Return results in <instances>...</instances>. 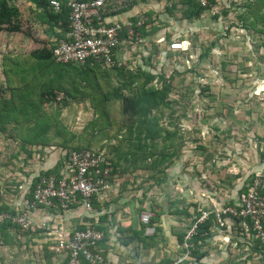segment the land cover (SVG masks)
<instances>
[{"label": "crops", "instance_id": "crops-1", "mask_svg": "<svg viewBox=\"0 0 264 264\" xmlns=\"http://www.w3.org/2000/svg\"><path fill=\"white\" fill-rule=\"evenodd\" d=\"M186 10L187 5L183 0H136L126 12L112 17V20L138 19L140 15H147L150 21L142 32L144 42L120 45L118 58L123 61L122 67L133 72L145 70L153 73L156 76L153 84L169 86V95L173 93V76L167 77L165 74L168 65L172 66L171 74H184L187 81L191 82L193 76L200 78L199 85L188 84L192 86L190 91L196 101L192 100L187 105L176 99L171 102L168 95L167 105L163 111L157 112L160 114V124L176 131L177 140L182 141L179 156L161 178L158 175L153 177L152 172L142 168H116L110 185L94 197L90 210L79 204L67 210L59 206H39L31 210L36 223L45 224L44 229L37 230L39 235L43 234L38 236L42 238V247L51 251L49 260H45L44 264H64L65 255L51 249L54 240L59 238L60 230L70 232L86 224H95L104 231L103 248L109 264H169L184 253L179 236L188 230L197 209L215 210L238 205L244 187L253 175H264V101L254 104L255 99H249L251 103L246 105H250L252 110L247 112L238 111L242 106L238 105L237 99L234 111L229 112L225 111L228 108L222 102L205 101L202 98L209 96L201 95L212 92L213 87L218 86L210 79L221 73L223 84L234 87L236 96L248 92L247 86L254 83L249 97L258 98L256 95L264 89V72L260 75L259 69H254L240 74L237 69L227 71L209 66L210 51L202 55L209 47H203L204 51L200 52V43L208 42L204 33L212 29L225 31V26L220 18H215L216 10L207 11L195 19L185 17ZM238 29L246 33L252 27L245 28L241 21ZM247 39H251V48L257 51L258 47L251 36ZM174 40L182 41L184 48L171 49L170 43ZM222 50L219 49L220 52ZM197 52H200V56H197ZM250 54L254 55L252 50ZM238 58V67L243 62L246 67L251 64V60L247 59L246 62L244 56ZM261 64L264 66V62ZM112 73L117 83L125 79L123 74ZM231 74L235 77L240 74L241 87L238 88V79L237 82L227 81V76ZM246 75L251 76V81L244 79ZM258 76L262 79L258 80ZM167 108L170 112H166ZM122 132L125 133V130L115 133L112 144L124 137ZM60 159L59 151H48L44 161L38 163L36 168H53ZM66 168L67 160L64 159L61 175ZM145 211L158 219L153 233L146 232V224L141 220V214ZM231 224L227 229L212 228L201 247L206 255L200 264H233L238 260V241L245 238L238 235L234 222ZM194 261L190 255L179 264H196ZM254 263L258 262L254 260Z\"/></svg>", "mask_w": 264, "mask_h": 264}, {"label": "trees", "instance_id": "trees-1", "mask_svg": "<svg viewBox=\"0 0 264 264\" xmlns=\"http://www.w3.org/2000/svg\"><path fill=\"white\" fill-rule=\"evenodd\" d=\"M60 1L62 2L60 10L54 9L50 5V0H41L40 9L31 8L34 23L44 27L48 40L43 42L42 46H37L24 54L26 56L24 60L20 57L4 59L6 86L0 84V133L9 132L7 139L15 142L12 156L19 158L23 155L24 161L31 166L34 160L42 163L48 151L50 153L60 150L61 153V159L53 168H38L32 177H29L28 173L26 181L29 185L21 196L24 202L33 199L36 186L42 178L51 174L57 178L61 176L62 162L68 159L73 150L91 149L97 153H104L111 162L112 175L116 168H142L152 172L153 177L158 175L161 178L165 175L167 167L179 156L182 147V141L177 140V132L160 124V114L157 112L163 111V107L167 105L170 87L166 84L163 87L153 84L156 78L153 73L145 70L133 72L122 66L103 67L90 62L85 65L56 62L53 48L69 29L67 6L69 0ZM183 1L187 5L185 17L189 19L221 8L214 13L215 18L219 19L222 12L228 14L232 10L231 0H209L207 6H202L197 0ZM238 5L237 10L241 11L237 13V17L243 22L244 27H252L254 32L264 36V0H246ZM133 20H137V17ZM149 22L147 19L139 28L141 32ZM231 25L238 28V21L231 22ZM33 27L32 23L26 24L23 20L20 4L14 0H1L0 32L23 33L38 41ZM209 51L210 47L202 52V55H207ZM112 72L123 74L125 79L119 83L115 82ZM81 100L88 101L98 115L94 122L101 121V118L107 121L104 124L98 122L100 125L92 122L93 127L100 126L101 130H106L117 125L118 131L125 130L120 141L115 145L112 143L107 145L108 151L103 152L104 146L101 149H94L95 145L91 141L83 145L76 144L74 142L76 133L70 131L67 124L63 123L62 112L70 103ZM113 101L116 103V110L119 104V113L116 117L111 114ZM21 189L23 190L21 184L15 181L0 184V212L15 213L19 209L12 203L13 196L8 197V201L4 194L11 191L18 193L22 191ZM246 189L247 186L244 187V191ZM152 207L157 210L154 204ZM25 209L26 207H22L19 210ZM31 210L33 208H29L30 212ZM194 214L199 216L201 210L197 209ZM157 220V217H152L151 225L155 226ZM194 220L193 218L192 223ZM231 222L237 226L238 235L245 238L238 241L240 254L238 253V260L233 264H255L254 260L258 262L257 264H264V243L255 235V230L244 232L239 218L234 220L228 218L229 224L220 227L214 214L198 225L197 232L191 240L193 244L191 257L195 259L196 264L202 263L201 260L206 255V251H202L201 247L210 236L212 228L216 226L227 229ZM84 227L79 226L78 229ZM36 230L39 231L35 228L21 231L12 223H1L0 243L12 245L20 234L28 235ZM185 234L186 231L179 236L181 243ZM245 246H248V249ZM64 261L66 264L67 259Z\"/></svg>", "mask_w": 264, "mask_h": 264}, {"label": "built area", "instance_id": "built-area-1", "mask_svg": "<svg viewBox=\"0 0 264 264\" xmlns=\"http://www.w3.org/2000/svg\"><path fill=\"white\" fill-rule=\"evenodd\" d=\"M136 0H69V29L59 38L53 48L56 62L85 65L87 63L100 64L103 67L122 66L123 61L118 58V50L122 43H142L144 38L139 29L148 19L147 15H140L137 20L131 17L115 19L112 17L126 12ZM202 6H207L209 0H197ZM50 5L60 10V0H50ZM173 50H182V41L174 40L170 43ZM262 161L264 163V146L262 147ZM111 162L104 153H97L91 149L73 150L67 159V169L60 177L49 175L42 178L34 191L33 199L27 202H16L15 213L0 212V224L9 222L18 226L21 231L32 228L42 230L44 223L37 224L30 219L29 208L39 206H59L69 209L73 205H83L90 210L93 199L104 191L112 177ZM264 175L258 173L247 184V189L241 195L238 205H227L215 210L200 209L199 216L194 215V223L186 231L182 242L183 254L179 259L169 264H179L192 253V238L197 227L214 214L217 224L222 227L228 225V218L241 219L244 232L255 230L264 243ZM41 204V205H40ZM152 213L145 211L141 220L146 224V232L153 233L151 225ZM105 238L104 231L95 224H86L84 228L73 231H59V238L54 240L51 249L57 254H64L66 264H109L105 249L101 242Z\"/></svg>", "mask_w": 264, "mask_h": 264}, {"label": "rangeland", "instance_id": "rangeland-1", "mask_svg": "<svg viewBox=\"0 0 264 264\" xmlns=\"http://www.w3.org/2000/svg\"><path fill=\"white\" fill-rule=\"evenodd\" d=\"M16 3L20 4L21 10H22V17L23 20L26 22V24L32 23L34 25L33 32H35V37L38 41H35L34 38L27 36L23 33H9V32H0V84L3 86H6V75L4 73V59L6 57H9L11 59L22 58L21 60H24L26 56L24 54H27L31 49L42 46L43 42L48 40V35L44 31V27L34 23V15L32 14V9L35 7V5L29 1V0H14ZM246 0H231V8L232 10L226 14L224 12L221 13L220 21L225 26V31H220L217 29L216 31L212 29L209 32L204 33L206 35V38H208V42L201 41L200 45H202V48L200 52L204 51L203 47L206 48V46L210 47V54L209 57L211 58V61L209 62V66L212 68H218L219 70H235L239 71L240 74L245 72H252L251 70L259 69L258 74H262L264 72V66L261 62H264V36L261 34L253 32L252 29L246 30V33H243L240 29L235 28L233 25H231V22L238 21L241 22V20L237 17L238 13V4L241 2H245ZM220 9H216L218 12ZM243 10V9H242ZM241 9H239L240 13ZM229 27V28H228ZM205 35H202L203 38H205ZM254 40L256 43V46L258 47L257 51H254L252 49L250 43L251 39L248 40L247 37H250ZM225 37V38H224ZM221 38V40H220ZM220 40V42H219ZM214 41V42H213ZM42 42V43H41ZM211 46L209 43H211ZM214 48V49H213ZM213 49V50H212ZM222 50L221 52L219 51ZM251 50L253 51L254 55H251ZM200 52H197V56H200ZM223 52V53H222ZM226 53V54H225ZM224 54V55H223ZM244 56L245 61L250 59L251 64L249 66H245V63H242V66L238 67V57ZM25 56V57H24ZM248 60L246 62H248ZM10 63V61H7ZM206 67V66H205ZM239 68V69H238ZM243 69V70H241ZM242 71V72H241ZM172 72V66L168 65L165 68V74L167 77L172 75L171 82L173 83V93L169 95V99L171 102L173 100H180L181 103H184L187 105L188 102L196 99L192 98V86L188 84L195 83V85H199L197 76H193V79L191 82L187 81L186 75H173ZM185 73V72H184ZM239 74V76H240ZM246 74V73H244ZM239 76L235 77L233 74L230 76H227V81L232 80L233 82H237L238 79V88L241 87L242 83L240 82ZM244 79L250 80V75H246ZM180 77L182 78L180 81ZM243 78V77H242ZM224 77L220 74H218L215 78L210 79L213 82H216L218 86L213 87L212 92H207L201 95L209 96L208 98H202L205 101L210 100L212 101H219L225 104L227 106L229 112H233V106L234 102L238 99V105L242 106L241 108H237L238 111H247L250 112L251 106L246 105L250 104L251 101L249 99L254 100V104H260L261 101L264 100V89L262 91H259L260 93L258 98H251L249 97V90L253 87L254 83L249 84L247 86L248 92L245 93H238L237 96L234 92H236L234 87H230L223 84ZM226 79V78H225ZM258 80L262 79V77L258 76ZM161 84V83H160ZM197 94H195L196 96ZM210 96H212L210 98ZM263 98V99H262ZM115 101L111 102L113 105L111 106V114L112 116H117L119 113V104L117 110L115 109ZM227 104V105H226ZM182 106V104H181ZM180 106V107H181ZM185 107V106H184ZM174 106V110H175ZM49 110H51L49 108ZM257 111V109H254ZM259 110V109H258ZM166 112H170V109L167 108ZM229 115V113H228ZM98 115L94 112L92 106L90 103L86 100L77 101L71 104L70 107L66 108L61 114V119L64 124H67L70 131H73L76 133L77 137L75 138L74 142L79 145L87 144L88 142L94 143V149H101L103 147V152H106L109 150L107 145H110V143L113 140V137H115V133H117L118 126L115 125L112 128L101 130L100 126L93 127L94 124L100 125L107 122L106 120L101 118V121H96ZM92 122L94 124H92ZM124 133V132H122ZM9 132L6 134L0 133V184L2 183H8L15 181L23 187L22 191H19L18 193L11 191V192H5L4 196L9 201L8 197L13 196L12 203L16 207V202H22L21 196L24 193L28 182L26 181L28 177V173H30L29 177L33 176V173L38 169L36 168L37 164L40 163L37 160H34L32 165H28L24 161V156L21 155L19 158H14L12 156V151L15 150V142L12 140L7 139ZM60 151V150H55ZM27 164V165H26ZM35 167V168H34ZM30 219H32L34 222V218L30 214ZM37 231V230H36ZM36 233V234H35ZM17 234L15 236L17 237ZM37 235V236H36ZM38 236H43V234L39 235V232H33L28 235L20 234V237H18L17 241L13 243L12 245H6L0 243V264H44L45 260H49V255L51 253L50 249H44L41 245L42 238L39 239ZM43 244V243H42ZM39 248V249H38ZM41 248V249H40ZM49 251V252H46ZM53 251V250H52ZM239 253V252H238ZM240 254V253H239ZM52 257V256H51ZM52 259V258H51Z\"/></svg>", "mask_w": 264, "mask_h": 264}, {"label": "water", "instance_id": "water-1", "mask_svg": "<svg viewBox=\"0 0 264 264\" xmlns=\"http://www.w3.org/2000/svg\"><path fill=\"white\" fill-rule=\"evenodd\" d=\"M29 1H31L37 9H40L42 7L41 0H29ZM0 3H1V0H0Z\"/></svg>", "mask_w": 264, "mask_h": 264}]
</instances>
